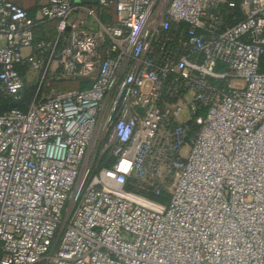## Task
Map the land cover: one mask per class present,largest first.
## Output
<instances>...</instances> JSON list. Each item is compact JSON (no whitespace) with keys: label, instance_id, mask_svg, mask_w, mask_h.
<instances>
[{"label":"built area","instance_id":"1","mask_svg":"<svg viewBox=\"0 0 264 264\" xmlns=\"http://www.w3.org/2000/svg\"><path fill=\"white\" fill-rule=\"evenodd\" d=\"M95 1L0 0V264H264V0Z\"/></svg>","mask_w":264,"mask_h":264},{"label":"trees","instance_id":"2","mask_svg":"<svg viewBox=\"0 0 264 264\" xmlns=\"http://www.w3.org/2000/svg\"><path fill=\"white\" fill-rule=\"evenodd\" d=\"M33 12H34V11H30V10H28V13H29V14H33ZM51 27H53V26H51ZM45 29H46L45 26H40V27H38V29H37V31H36L35 42L38 41V40L41 38L40 33H41V32L43 33ZM43 34H44V33H43ZM80 86L83 87L84 85H83V84H80ZM33 90H34V88H33L32 86H27V87L24 89V91H25L26 93L30 94V95H31V93L34 94ZM33 94H32V96H33ZM26 98H28V96H26V97L24 96V97H23V100H22L21 102H19V103H13V102H12L7 96L3 95V94L0 92V114L5 113L6 111L10 110L11 108H20V109H24V108L27 106L29 100H30L32 97H31L29 100L26 99ZM156 200H159V201H160V199H158V198H156Z\"/></svg>","mask_w":264,"mask_h":264},{"label":"rangeland","instance_id":"3","mask_svg":"<svg viewBox=\"0 0 264 264\" xmlns=\"http://www.w3.org/2000/svg\"><path fill=\"white\" fill-rule=\"evenodd\" d=\"M36 1V3L38 4V3H40V2H42V1H44V0H35ZM96 13H97V17H99V18H101L100 17V14H99V11H97L96 10ZM106 21H110L109 20V16L107 17L106 15H104V14H102V22H106ZM45 31H47L48 33H50V34H52V32L54 31V28L53 27H48L47 29H45L44 30V32ZM43 32V33H44ZM43 33L41 32L40 33V36L42 37L43 36ZM261 64H262V66L264 67V58H262V60H261ZM35 76H36V73H32V74H30V77L28 76V75H25L24 76V78H23V80H24V82H25V85H27V86H31L33 83H35L34 81H35ZM32 87L34 88V90H33V92L35 91V86H34V84L32 85ZM74 87H77L75 84H70V85H68L67 86V88H74ZM25 97L26 96H28V98H26V99H30L31 97H32V94L33 93H31V95L30 94H28V93H26L25 91H23V93H22ZM102 164V160H101V162H100V164H99V166Z\"/></svg>","mask_w":264,"mask_h":264},{"label":"crops","instance_id":"4","mask_svg":"<svg viewBox=\"0 0 264 264\" xmlns=\"http://www.w3.org/2000/svg\"><path fill=\"white\" fill-rule=\"evenodd\" d=\"M12 1L19 6L26 8L27 10L35 11L36 8H38L40 5L45 4L47 0H44L38 4L36 3L35 0H12ZM51 26H52V24L51 25L50 24L45 25L46 29L48 27H51Z\"/></svg>","mask_w":264,"mask_h":264},{"label":"water","instance_id":"5","mask_svg":"<svg viewBox=\"0 0 264 264\" xmlns=\"http://www.w3.org/2000/svg\"><path fill=\"white\" fill-rule=\"evenodd\" d=\"M76 2L78 3H82V4H90V5H95L96 4V1L95 0H76Z\"/></svg>","mask_w":264,"mask_h":264}]
</instances>
